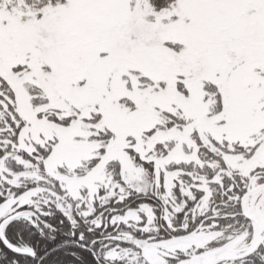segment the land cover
<instances>
[{
    "label": "snow or ice",
    "instance_id": "1",
    "mask_svg": "<svg viewBox=\"0 0 264 264\" xmlns=\"http://www.w3.org/2000/svg\"><path fill=\"white\" fill-rule=\"evenodd\" d=\"M0 264H264V0H0Z\"/></svg>",
    "mask_w": 264,
    "mask_h": 264
}]
</instances>
